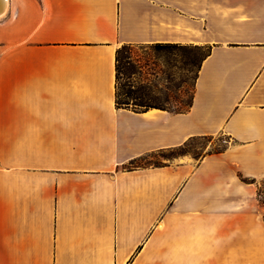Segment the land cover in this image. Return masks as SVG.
<instances>
[{"label":"crops","instance_id":"0c3cea01","mask_svg":"<svg viewBox=\"0 0 264 264\" xmlns=\"http://www.w3.org/2000/svg\"><path fill=\"white\" fill-rule=\"evenodd\" d=\"M8 1L0 264H264V0ZM130 44L210 49L187 113L117 106Z\"/></svg>","mask_w":264,"mask_h":264},{"label":"rangeland","instance_id":"374dc122","mask_svg":"<svg viewBox=\"0 0 264 264\" xmlns=\"http://www.w3.org/2000/svg\"><path fill=\"white\" fill-rule=\"evenodd\" d=\"M206 51L205 48L193 46H186L181 50L156 48L153 45L127 48L123 54V69L119 81L120 101L129 103L133 108L135 101L129 99L126 93L130 88L136 86L147 94L148 104L169 107L173 110L180 109L181 105L177 99L185 103L191 101L198 72L196 64ZM185 61L194 63L185 67ZM132 63L135 64L134 67ZM183 81H186V85H184L186 93L179 92V86ZM226 144L220 137L195 139L184 148L145 156L138 165L165 164L185 153L199 158L207 151L222 150ZM259 192L261 200L264 201V181L259 182Z\"/></svg>","mask_w":264,"mask_h":264},{"label":"trees","instance_id":"16d2710c","mask_svg":"<svg viewBox=\"0 0 264 264\" xmlns=\"http://www.w3.org/2000/svg\"><path fill=\"white\" fill-rule=\"evenodd\" d=\"M135 46H141V45H123L121 48L118 49L117 51V56H116V71H117V91H116V104L119 108H131L129 103H122L120 101V89H119V81H120V76L122 74V69H123V54H124V51L127 49V48H132V47H135ZM154 47L158 48V47H163V48H173V49H183V48H186L185 45H179V44H154L153 45ZM193 47H196V48H204V47H198V46H193ZM207 51L202 54L198 64H196L197 68H198V72H197V76H196V79L199 75V71H200V68H201V65L203 63V61L209 56L210 54V49H207L205 48ZM194 62H189V61H185L184 62V66L185 67H189L193 64ZM131 65V63H129ZM135 64L132 63V66L134 67ZM135 74V73H134ZM196 82V81H195ZM186 85V81H183L182 84L179 86V92H185L186 93V90L184 89ZM194 90H195V86H194ZM127 97L129 99H132L135 101L134 103V106L132 109H134L135 111H148V110H151V109H159V110H164V111H169L171 113H175V114H183V113H187L191 106H192V101H193V96H194V91H193V95H192V98H191V101L188 102V103H185L183 101H178L177 99V102L179 103V105H181V108L178 109V110H173L169 107H162V106H155V105H151V104H148L147 100H146V96L147 94L144 93L142 91V89L136 87V86H133L132 88H130V90L126 93ZM188 145V144H187ZM224 149V148H223ZM222 150H219V151H215L214 153H220L223 151ZM144 160V157L142 158H139L135 161H133L130 166H128L127 168L129 169H133V168H142V167H150V166H155V167H159V166H162L163 164H149V165H138L139 162L143 161ZM247 181V180H245ZM259 200L262 204H264V201L261 200V193L259 192Z\"/></svg>","mask_w":264,"mask_h":264},{"label":"bare ground","instance_id":"6f19581e","mask_svg":"<svg viewBox=\"0 0 264 264\" xmlns=\"http://www.w3.org/2000/svg\"><path fill=\"white\" fill-rule=\"evenodd\" d=\"M9 7V1L8 0H0V19L3 18Z\"/></svg>","mask_w":264,"mask_h":264}]
</instances>
